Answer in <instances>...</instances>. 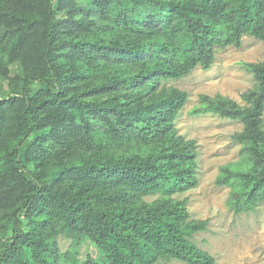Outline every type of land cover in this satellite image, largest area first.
Instances as JSON below:
<instances>
[{
  "label": "trees",
  "instance_id": "16d2710c",
  "mask_svg": "<svg viewBox=\"0 0 264 264\" xmlns=\"http://www.w3.org/2000/svg\"><path fill=\"white\" fill-rule=\"evenodd\" d=\"M245 35L264 42V0H0V77L19 76L0 86V264H215L173 196L199 182L188 92L162 82ZM245 66V104L191 110L243 122L217 180L238 210L264 202V59Z\"/></svg>",
  "mask_w": 264,
  "mask_h": 264
},
{
  "label": "rangeland",
  "instance_id": "374dc122",
  "mask_svg": "<svg viewBox=\"0 0 264 264\" xmlns=\"http://www.w3.org/2000/svg\"><path fill=\"white\" fill-rule=\"evenodd\" d=\"M37 16L43 18L41 14ZM263 59L264 42L245 35L240 47L229 45L218 49L209 69L197 66L179 79L162 82L188 92L187 103L175 125L179 134L196 142L199 182L196 187L173 196L188 199L192 219H208L207 229L197 232L193 241L214 256L215 264H264V202L254 209L238 210L230 201L232 187L217 182L222 167L240 159L242 146L233 135L243 129V122L213 113L194 115L191 110L199 104L202 94H222L245 104L242 94L256 85L253 72L245 64ZM18 80L19 76L11 73L0 77V86ZM59 244L66 251L71 241L60 237ZM86 248L92 249L89 242ZM162 264L187 263L171 260Z\"/></svg>",
  "mask_w": 264,
  "mask_h": 264
}]
</instances>
